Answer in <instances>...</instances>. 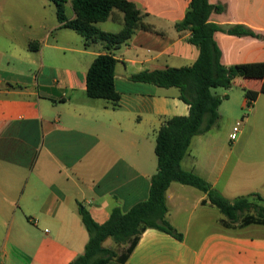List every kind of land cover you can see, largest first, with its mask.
Segmentation results:
<instances>
[{"label":"crops","instance_id":"0c3cea01","mask_svg":"<svg viewBox=\"0 0 264 264\" xmlns=\"http://www.w3.org/2000/svg\"><path fill=\"white\" fill-rule=\"evenodd\" d=\"M129 1L147 14L144 22L153 30H137L110 50L101 41L86 44L58 19L49 26L40 12L22 17L29 31L21 36L4 31L8 36L7 44L0 46V264H70L89 241L82 210L102 225L112 209L126 213L149 196L158 171L157 133L172 117L187 116L189 107L178 88L134 82L132 76L191 66L200 52L189 42L190 33L174 26L191 0ZM209 1L227 6L226 12L211 16L212 22L225 29L243 25L262 36L216 32L221 63L264 62V0ZM67 13L74 18L70 5ZM110 19L119 23L118 30H103L100 23L97 27L120 32L124 15L115 11ZM105 53L118 61L117 109L86 93L87 72ZM244 80L241 87L258 92L254 109L257 104L264 107V79ZM230 90L216 93L224 97L219 119L210 131L192 138L181 166L233 202L241 196L264 195V152H252L254 137L243 144L238 140L245 125L255 127L251 120L257 118L248 116L237 139H230L233 130L222 124L229 117L220 110L232 99ZM241 105L248 106L246 97ZM166 201L167 220L183 238L149 228L124 263L113 258L107 264H264V226L225 227L224 215L207 194L177 182L168 188ZM103 246L116 248L111 238Z\"/></svg>","mask_w":264,"mask_h":264},{"label":"trees","instance_id":"16d2710c","mask_svg":"<svg viewBox=\"0 0 264 264\" xmlns=\"http://www.w3.org/2000/svg\"><path fill=\"white\" fill-rule=\"evenodd\" d=\"M55 4L59 23L66 29L81 35L85 43L101 41L107 50L126 43L137 30L152 31L144 22L147 14L136 3L129 0H48ZM74 18L69 17V5ZM224 4H211L209 0H191L181 21L175 23L178 32H189V42L199 48V56L191 66L166 67L134 74V82L152 84L161 88H178L180 99L189 107L187 116H174L159 129L156 136L155 154L158 171L151 179L147 200L136 204L124 213L120 208L111 210L109 220L100 225L86 210L80 212L82 222L89 234V241L82 255L70 264H107L115 258L124 263L133 252L143 232L157 229L182 239L167 220L166 193L173 182L192 186L207 194L211 205L224 215L223 225L235 227L264 226V199L260 194L238 197L229 201L204 178L182 168L181 162L187 154L193 137L211 130L219 119V107L224 97L214 90L232 88L235 79H264V62L225 66L221 63V50L214 40L216 32L238 37L261 38L254 30L236 25L225 29L210 20L213 14L226 12ZM119 11L124 15V26L118 33H107L97 27ZM34 48L33 45H30ZM118 61L111 53L98 55L87 72V96L106 101L113 109L120 107L121 95L115 87V68ZM245 90L248 107L257 100L258 92ZM252 209L256 214L249 213ZM241 214H245L240 218ZM111 238L115 249H108L103 243Z\"/></svg>","mask_w":264,"mask_h":264},{"label":"rangeland","instance_id":"374dc122","mask_svg":"<svg viewBox=\"0 0 264 264\" xmlns=\"http://www.w3.org/2000/svg\"><path fill=\"white\" fill-rule=\"evenodd\" d=\"M0 6H4L3 9H0V46H5L7 41L5 40L7 33L4 31L13 32L14 36H21L22 33H26L29 31L24 25L22 17L35 15L36 13H43L46 15V23L51 26L57 23L56 17V6L54 3L48 0H0ZM119 12V11H117ZM121 13V12H119ZM122 14V13H121ZM99 27L103 30H118L119 23L114 22L112 19L102 22L99 24ZM10 28H15L16 32L12 31ZM39 29V33H40ZM73 35H77L72 30H66ZM77 37V36H76ZM241 82H237L236 85L233 84L232 90L229 91V94L233 93L232 99L227 102L225 100V104L220 109L222 113L229 117V120H224L222 122L223 126L230 125L229 130H233V126H235L236 120L239 121L240 129H244L243 121L250 116L251 119L257 118L256 125L254 127L253 124H246L245 129L240 133L239 139L240 142L246 143L247 139L250 137H254L253 140V151L254 153H263L264 152V107L261 104H257L254 109V103L251 104L250 107L243 106L245 99V88L241 87L239 83H245L246 80L240 78ZM253 83L252 81H250ZM245 86V85H244ZM225 90L222 88H217L214 90L215 93L222 94ZM241 105V107H240ZM255 131V132H254ZM230 146L232 143H228ZM264 199V195H262ZM260 204H264V200L260 202ZM249 213L256 214L257 211L252 209ZM245 214H241L240 218H242ZM241 219L238 223H236V227H240ZM110 245V244H109ZM112 245V244H111ZM114 245V244H113Z\"/></svg>","mask_w":264,"mask_h":264},{"label":"built area","instance_id":"2783aa9c","mask_svg":"<svg viewBox=\"0 0 264 264\" xmlns=\"http://www.w3.org/2000/svg\"><path fill=\"white\" fill-rule=\"evenodd\" d=\"M240 125H241V124L238 122V123L234 126L233 131H232V133H231V135H230V139H231L232 141L237 139L238 134H239V132H240Z\"/></svg>","mask_w":264,"mask_h":264}]
</instances>
